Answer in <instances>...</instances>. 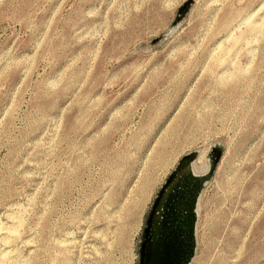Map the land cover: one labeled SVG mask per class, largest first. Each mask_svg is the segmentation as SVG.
<instances>
[{
  "label": "rangeland",
  "instance_id": "1",
  "mask_svg": "<svg viewBox=\"0 0 264 264\" xmlns=\"http://www.w3.org/2000/svg\"><path fill=\"white\" fill-rule=\"evenodd\" d=\"M185 1L0 0L9 264H137L169 202L187 264H264V0Z\"/></svg>",
  "mask_w": 264,
  "mask_h": 264
},
{
  "label": "flooded vegetation",
  "instance_id": "2",
  "mask_svg": "<svg viewBox=\"0 0 264 264\" xmlns=\"http://www.w3.org/2000/svg\"><path fill=\"white\" fill-rule=\"evenodd\" d=\"M196 189L195 186L190 191ZM162 209L157 218L150 214V219L146 221V235L142 241L147 261L145 264H183L193 236L195 219L192 228L189 223L177 220L179 209L176 204L172 206L170 202L164 203Z\"/></svg>",
  "mask_w": 264,
  "mask_h": 264
},
{
  "label": "bare ground",
  "instance_id": "3",
  "mask_svg": "<svg viewBox=\"0 0 264 264\" xmlns=\"http://www.w3.org/2000/svg\"><path fill=\"white\" fill-rule=\"evenodd\" d=\"M246 23V22H245ZM247 24V23H246ZM248 27H249V31H253V30H255V31H257L258 30V32H257V34L259 33V28H254V27H251L250 25H248ZM250 34V33H249ZM252 34V33H251ZM242 38H243V35H242V33L241 32H239L237 35H234L232 38H231V40H232V42H231V46H234V45H236V44H238V43H240V41L242 40ZM243 41H244V39H243ZM237 70V69H236ZM238 73V72H237ZM231 75V74H230ZM230 75H229V77H230ZM238 78V77H237ZM235 81V80H234ZM185 164V163H184ZM9 221H10V225H9V227L8 228H0V237H1V241H3V243H5V245L6 244H8L7 242H10L11 240H13V237H14V235L16 234V232L18 231V230H15V226H17V224H18V221H17V219L15 218V216H11V217H9ZM18 220H19V218H18ZM20 227V226H19ZM18 228V227H17ZM16 228V229H17ZM153 228V227H152ZM24 230V229H23ZM153 232V231H152ZM20 240V239H19ZM12 242V241H11ZM10 244V243H9ZM14 244V243H13ZM151 245V244H150ZM68 250V249H67ZM10 252H12L11 251V249L9 250V251H5L2 255H3V258L2 259H6L8 256H9V254H10ZM2 255H1V257H2ZM0 257V258H1ZM8 259H6V261H7ZM1 261V260H0ZM10 261V260H9ZM9 261H7V263L9 262ZM147 262V261H146ZM7 263H5L4 262V264H7ZM9 264V263H8ZM70 264V263H69Z\"/></svg>",
  "mask_w": 264,
  "mask_h": 264
},
{
  "label": "water",
  "instance_id": "4",
  "mask_svg": "<svg viewBox=\"0 0 264 264\" xmlns=\"http://www.w3.org/2000/svg\"><path fill=\"white\" fill-rule=\"evenodd\" d=\"M190 1L191 0H186L182 4V6L178 9V12H180V13L184 12L185 9H186V7H187V5L189 4ZM193 157H194V154L193 153H189V154L184 155L183 158L181 159V161L183 160L184 163H186V162L190 161ZM215 160H216V156L213 159H211L210 164H209V168H208V172H211V169H212V167H213V165L215 163ZM206 176L207 175L201 176L200 177V181H202L203 178H205ZM161 190L162 189H160V191ZM157 194H160V192L157 193ZM155 203H157V202H155ZM147 223L148 222H146V224ZM144 232H145V230H144ZM191 241H192V239H190V244H189L188 252H187V254L185 256V259L183 261V264H187L188 259H189L190 255H191V248H192V242ZM138 253H139V259H138V263L137 264H145V262H146V254H145V251H144V243H142V242L140 244L139 252Z\"/></svg>",
  "mask_w": 264,
  "mask_h": 264
}]
</instances>
